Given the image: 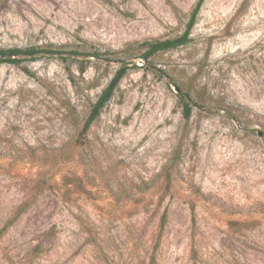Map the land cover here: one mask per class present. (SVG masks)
Segmentation results:
<instances>
[{
    "label": "rangeland",
    "instance_id": "374dc122",
    "mask_svg": "<svg viewBox=\"0 0 264 264\" xmlns=\"http://www.w3.org/2000/svg\"><path fill=\"white\" fill-rule=\"evenodd\" d=\"M197 1L0 0V48L57 50L0 64V264H264V0H205L80 135L121 63L73 52L176 37Z\"/></svg>",
    "mask_w": 264,
    "mask_h": 264
},
{
    "label": "trees",
    "instance_id": "16d2710c",
    "mask_svg": "<svg viewBox=\"0 0 264 264\" xmlns=\"http://www.w3.org/2000/svg\"><path fill=\"white\" fill-rule=\"evenodd\" d=\"M205 0H198L195 7L193 8L189 20L186 24V28L183 33L176 37L165 38V39H150L144 40L141 42L129 43L125 48L120 51H112V50H90L86 47L83 50H75L73 53L76 55H82L85 57V60L90 62L92 60L96 61H106L111 56H120V66L116 71L114 77L111 79L106 88L103 89L102 93L96 100V102L92 105L91 110L87 118L85 119L82 129L80 131L81 136H86L93 123L100 116L102 110L105 108L107 103L111 100L112 96L115 93L119 83L126 75L128 70L131 67H135L136 64H131V59L135 57H140L143 61H149L152 57L160 52H165L169 50L177 49L181 46L187 45L191 41L192 30L197 22V17L200 13L201 7ZM247 0H243L242 5L245 4ZM143 50V51H141ZM57 50H53L50 48H42L37 46H30L26 48H0V64L2 63H13L19 64L24 60L33 59L36 55L40 53H55ZM141 51V52H140ZM140 53V54H139ZM81 61V63H83ZM80 71L83 73L86 71V66L82 65L80 67ZM173 84L178 88V91L181 95V102L183 105V113L186 118H189L192 114V109L194 106H198L197 102L192 97L191 90H184L177 81L173 80ZM169 178V174H167ZM169 183V181H167ZM169 187V184H168ZM169 189V188H168ZM45 190V187L41 185L40 182L36 183L35 188L31 195L26 198L23 204L19 207L16 216L10 220V224L13 223L36 199L37 197ZM164 198H161L160 202H162ZM168 219V209L166 208L161 215L160 219V229L158 233V239L160 238L163 229L167 223ZM150 264H154L153 260Z\"/></svg>",
    "mask_w": 264,
    "mask_h": 264
}]
</instances>
